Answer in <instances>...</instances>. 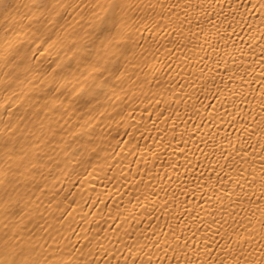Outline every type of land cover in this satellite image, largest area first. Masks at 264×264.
<instances>
[{"label": "bare ground", "instance_id": "obj_1", "mask_svg": "<svg viewBox=\"0 0 264 264\" xmlns=\"http://www.w3.org/2000/svg\"><path fill=\"white\" fill-rule=\"evenodd\" d=\"M67 2L73 6L63 10L61 12L63 18H56L55 23L44 24L42 22H34L31 31L17 24L14 29V31L19 33L18 39L23 42V47L26 50V56L28 58L26 64L30 68L29 78L32 81V87L30 88L25 86L21 89L14 85L13 90L23 92V96L19 99L11 95L12 90L5 93L6 76L12 71V66L4 67L3 63L0 62V118H2L0 119V134L4 133L5 125L9 123V117L5 114V109L8 104L12 103L13 107L9 110L12 113L11 122L14 127L18 126L19 129L15 137L12 138L13 142L16 144L17 149L21 146L28 149L30 152L29 160L39 159L42 165H46L41 166L34 173L36 186H33V184L28 183L32 179L27 174L28 169L21 167L20 171L16 172L17 163L13 161L12 169L13 172H16V178L22 189V195L25 192L27 193V196H24L12 209L15 219H19L20 215L27 213L28 215H24L22 221V224L26 225L27 228L31 229L37 223L44 225L43 230L40 228L34 229V238L38 244L47 247L50 251L56 247V244L63 247L64 241L61 240L54 228L49 227V224H51L55 228H60L63 231L61 225L56 223L55 219L60 216V212L56 211L54 206L52 208L48 206L52 192H59V196L56 199H63L64 195L69 191L76 193L77 199H79V194L83 191H88L94 198L95 193L91 192V189L95 187L97 192H103L105 190L106 178L116 175L117 179L107 184L109 191L115 194V204L112 200L105 197L109 208L114 210L117 204L123 203L125 207L131 209L132 206L127 203L129 198L140 195L142 197V205L147 204L149 211L153 207L156 209L152 217L146 218L145 216L139 215L140 208H137V218L141 221L139 226L131 220L124 225L125 228H128L129 224H131L129 231L135 234L133 238L138 235L141 243L148 246L145 248V252L150 251L152 253L153 264H176L177 259L180 260V264H184L186 257L180 253L179 249L176 252V259H173L171 249L165 254V252L152 246L157 239L156 236H152V232L155 231L157 236H160L161 229L167 233L169 225L176 235L184 236L188 239V247L185 251L189 252L194 260L197 252H199V258L201 260H208V256L204 254V238L207 237L211 242L213 234L216 233L217 229H220L222 232L225 228L229 233H232V230L235 229L240 234L241 241L248 239L249 245H245V249L251 246L255 250L253 255L257 256L260 249L259 236L253 240L243 230L244 225L247 224L245 214L250 207L247 201L243 200L244 193L237 189L230 200H222L223 207L221 208L219 204H216L213 194L208 192L207 189L196 192L192 191L196 187L192 174L193 170L196 173H199L201 170L210 173V169L207 167L208 160L205 159V155L211 153L213 146L217 148L216 154L217 156L219 155L218 142L222 137H225V130L230 134L231 139L236 141V138L240 135L238 125H232L230 127L231 122L228 120V117H225L223 121L217 120L214 124H209L205 120L204 126L197 131V127H194V125L199 126L200 119L195 115H191V118H189L192 109L188 107L186 110L184 104L177 103L172 105L166 115H172L174 110H178L179 117L172 116V120H169L168 123L156 120L155 115L152 116V120H149L148 113L143 112V109L151 103L152 106L149 108V112L153 111L156 108V104L153 101L156 99L163 100L160 108H167L168 104L173 100L174 95L181 93L180 86L195 81L197 91H199V85L207 81L208 88L205 90V93L201 94L200 99L203 104L212 105V108H209L208 111L211 112L214 108L217 112H223L224 109L221 105H226L229 112L235 111L237 116L246 115L249 112L253 115H258L260 113L259 92H256L255 89L259 88L260 80L256 79L255 83L251 84L253 95H247V85L241 89L239 82H234L237 92L244 91L247 99L242 100L238 94L230 96L229 90L233 85H228V88H225V84L228 81L223 66L215 63L217 54H214L212 49L208 48L207 45H204V50L201 51L198 45L204 44V37L200 36L198 38L196 34L201 31V27L205 34L210 32L214 34L216 31L215 25L219 24L225 15L229 19L234 17L240 23L236 28V34L230 35V39L228 37L225 38L229 45V51L232 49V43L235 42L237 48H243V59L251 63L252 59L260 55V49L256 48L254 51H250L248 46L249 29L246 25L253 24L257 28L260 27V9L257 8L255 12L252 11V5L258 4L260 0H216V4L212 8H208V5L205 4L203 9L197 7L199 0H191V3H189V0H159L160 3L165 5L163 9L157 4V0H141L145 5L157 4V7L155 10L142 8L137 13L138 15H150L159 20L160 14L163 13L164 17V22L161 23L160 28L154 32L151 30L145 32L143 33V37H138L139 43L148 52L149 61L147 65L141 62L143 72L140 74V80H144L147 77L150 83L144 84L142 88L139 85L133 87L131 84H128L127 87L131 88V92L126 99L123 92L119 93V99L106 100L103 96L101 97V102L106 105V110L104 108L100 110L105 113L103 116L94 113L96 119L91 122L90 127L92 125L95 126V136L91 143H87L88 138L86 135L80 137L83 143L74 142L73 129L77 133H83L85 130L78 127V124H83L84 120L88 119L86 115L84 116V120L79 119L86 110L81 108V104L75 96H69L65 92L63 96L55 101V105L50 102V97L54 94L50 91V85L53 82V73L49 69L54 67L52 62L56 60L57 55H59L60 59H65L68 35L72 29L87 30L89 16L93 12L99 11L95 5L97 3L106 4V0H67ZM186 4L189 5L187 10L184 7ZM229 4L235 8V12L229 8ZM186 11L191 24L186 21L181 24V21L185 19ZM169 15L173 18L171 21H169ZM177 16H179L178 20L175 19ZM27 23L28 21H24V24ZM164 23H167L168 27H164ZM198 23L201 27H197ZM226 26L225 24L224 27ZM5 27L4 18L0 15V38L5 34ZM7 27L12 28V23L8 22ZM174 29L182 30L183 35H181V31H177L176 35H173ZM221 32H223V27L221 28ZM228 32L231 34L230 28ZM255 34L257 39L252 42L253 44H256L260 39L259 33L255 32ZM49 37H51V40L48 43H43ZM57 39L64 42L63 47H52V41H56ZM225 40H219V37L215 35L212 36V42L217 44L219 48L218 54L221 56L223 55ZM169 41H175L176 44L180 45V47L175 48L171 56L168 55V49L173 48V44L169 43ZM141 50L143 49H136L137 52ZM153 54H155V59H153ZM71 55L72 53H68L69 57ZM236 55L239 56V52ZM185 57L189 59H185ZM229 62L231 63V60ZM153 65H158V70L155 75L162 81L159 85L157 84V80L153 79V74L150 72ZM262 66L264 65H259L258 63L254 65L257 75H259L260 67ZM112 67L115 68V65H112ZM116 67L118 68L119 66L117 65ZM217 68H219L218 72ZM202 69L204 71L203 76H201ZM131 71L132 69L129 68V72ZM222 77H224L223 83L221 82ZM82 83L90 84L91 80L86 82L82 80ZM173 88L175 89V93L171 91ZM184 91L188 92L191 89L184 88ZM218 91L219 95L217 96ZM141 92H143V96ZM205 94L207 95V99L204 98ZM225 97H227V100ZM233 99L236 100L239 111L232 106ZM46 101H49L48 107H44ZM194 101L195 95L193 96V101L188 102L189 105ZM61 103H63V108L55 111L54 107ZM18 105H23V107L17 109ZM125 105H128L127 110L124 112L125 118L115 117V113L124 109ZM201 112H203V109H201ZM21 116H26V119L21 121L19 119ZM113 117L115 118L113 119ZM173 120L178 126V131L176 132L177 140L172 141V148L165 149L160 146V141L157 137L162 134L163 129H168L165 144L168 140H171ZM153 121H156L155 125H153ZM185 128L189 132L195 133L193 139L196 141L195 144L191 141L188 143L189 152L187 155L189 162L192 164V169H189L187 177L184 175L185 158L180 154L182 148H177V145L180 144L179 135L185 131ZM217 131H219V136L216 137L217 143L213 145V136ZM125 132H128V135H125ZM141 132H144L143 139H139ZM210 132L211 135L209 134ZM133 135L137 137V142L141 145L142 150L130 156L128 155V151L131 146L128 145V141L132 139ZM38 137H42V139L38 140ZM113 137L115 138L113 139ZM184 139L188 140L187 133H185ZM201 140L208 143H201ZM118 141L120 143L117 147ZM253 143L255 144V137H253ZM70 144L73 149L81 153L75 159H72V157L64 152V149ZM153 145H156L153 148V153L160 154L158 157L152 153H148V148L153 147ZM224 146L227 147L226 142ZM92 147H95L100 153L99 157L91 152ZM198 147L200 149L199 151H197ZM244 147L248 148V145L245 143ZM101 148H104L105 151H100ZM173 148L177 149L175 154H171ZM205 148H207L206 152ZM256 151L259 153L258 147ZM121 152H123V155H121ZM201 152H205V155H201ZM109 153H113L111 159L105 160ZM81 158H83L82 161ZM145 159L148 161L147 164L143 163ZM209 159L215 164L214 157L209 156ZM133 160L138 161L141 175L143 176L144 183L139 186V189H137L136 185L140 177L134 179V174L137 172V164L132 163L131 169L129 170V164ZM66 161H70V163L66 164ZM78 161L81 162L78 163ZM172 161L179 163L180 167L178 172H174L172 168L168 167V164ZM256 161L254 166L259 169V155H257ZM197 163L200 164V168L196 167ZM109 165L113 166L111 171L109 170ZM0 167H7V165L3 161H0ZM101 167L104 169L102 172L99 171ZM239 167L240 165L238 164L237 168ZM243 167L247 168L248 164L245 163ZM74 168L76 169L75 172L73 171ZM86 169L87 171H85ZM145 169H150L151 172L148 175H143ZM157 173H159L158 176ZM165 173L173 178L171 182L165 178ZM235 175L233 173V179ZM177 176H179V180L175 179ZM89 180L92 182L88 183ZM182 181H186V188L184 183H181ZM200 183L202 184L203 181H200ZM177 184H180L179 189L177 188ZM145 185L148 187H145ZM39 186H43V189L50 191L44 195L42 191L37 190ZM225 186L229 187L230 191L235 187L234 184L230 185L227 180L225 181ZM219 187L220 185H217V188ZM117 188L119 192L116 191ZM162 188L165 190L161 191ZM181 189L184 190V195L180 194ZM174 191L176 192V199H173L172 193ZM245 191L248 195H251V192L247 190V186H245ZM125 192L128 195H123ZM151 192H156L157 195L152 196ZM205 192L207 195H205ZM145 193H148L147 199H143ZM222 194L221 190V193L218 195ZM0 195H2V192H0ZM238 196L240 197L239 200ZM29 198L32 203L26 207ZM37 198L40 204L39 211L43 214V218L34 210ZM210 198L211 203L208 202ZM242 200L243 202L241 203ZM153 201H155V204H153ZM165 201H170L168 208H164ZM133 202L135 203V200ZM230 204L231 207H229ZM103 207V204H99L95 209H92L91 205H89V208L85 209V211H91V215L87 217L88 222L80 219L82 213L79 212L75 214L74 220L71 222L76 229L77 236L86 232L88 229H92L89 235H95L97 224L94 221L98 220V227L103 229L101 236L105 233L107 234L111 243L105 241V244L112 249L108 257H105L103 253L100 254L99 259L101 260V264L105 260H109L110 264H116V261L111 259L113 254L119 258L120 264H124L125 257L129 256L125 244L131 243L129 238L124 235L123 229L117 230L124 217H121L120 220L114 219V215L113 217H108L107 210H104L102 216L97 217V211L103 209ZM185 208H188L189 212L195 209L202 219L195 220L194 217L190 218L185 212ZM45 209L48 210L45 211ZM233 209L235 210V214L229 216L228 214L232 213ZM213 211L215 212V219L217 220L216 224L212 223L214 218L212 215H206V213ZM30 218L31 223H29ZM241 220H243V224H241ZM65 221H69V218L65 217ZM223 221H226V223H222ZM4 230L3 220L0 219V233ZM194 233L195 235H193ZM22 235L27 238L26 232L22 233ZM65 235L68 234L65 233ZM53 236H55L56 244L53 243L51 238ZM77 236H73V240L77 239ZM145 236L148 239H144ZM167 239L174 248L175 243L172 241L171 234L167 236ZM219 239L220 237L216 236V240ZM45 241H47L46 245ZM80 243L83 244L84 240L80 239ZM164 243V237H160L161 248ZM183 243L184 241L181 240V244ZM211 246L213 249H216L215 244ZM233 247H235V241L233 242ZM212 258L216 259L215 253ZM89 259L92 258L89 257Z\"/></svg>", "mask_w": 264, "mask_h": 264}, {"label": "snow or ice", "instance_id": "obj_2", "mask_svg": "<svg viewBox=\"0 0 264 264\" xmlns=\"http://www.w3.org/2000/svg\"><path fill=\"white\" fill-rule=\"evenodd\" d=\"M189 3H191V0H189ZM157 4H159L162 9L165 7L159 0H157ZM157 4L145 5L141 0H106V4L97 3L95 7L98 8L99 11L93 12L89 16L87 30H77L73 28L68 35L65 59L62 60L59 55H57L56 60L52 62L54 67L49 69V71L53 73V82L50 85V91L54 94L50 97V102L55 105V101L67 92L69 96H75L77 101L80 102L81 108L86 110L79 119L84 120L85 115L88 119L84 120L83 124H78V127L85 131L83 133H77L75 129H73L75 137L74 142L83 143L80 137L86 135L88 138L87 143H91L95 136V126L92 125L90 127L91 122L96 119L94 113L103 116L105 113L100 110L102 108L106 110V105L101 102L102 96L106 100L119 99V93L123 92L126 99L131 92V88L127 87L128 84H131L133 87L139 85L142 88L144 84L150 83L147 77H145L144 80H140V74L143 72L141 62L147 65L149 61L148 52L143 48V45L139 43L138 37H143V33L145 32H149L150 30L154 32L156 29L160 28L161 23L164 22V17L163 13H161L160 19L157 20L154 16L138 15L137 13H139L142 8L155 10ZM205 4L208 5V8H212L213 5L216 4V0H211V2L210 0H199L197 7L203 9ZM72 6L73 5L68 3L67 0H0V15L3 16L6 24L5 34L0 38V62L3 63L4 67L12 66V71L6 76L7 83L4 89L5 93L12 90L11 95L19 99L23 96V92H16L13 90L14 85L21 89L25 86L29 88L32 87V81L29 78L30 68L27 67L26 64L28 59L26 50L23 47V42L18 39L19 33L14 31L16 25L19 24L31 31L34 22H42L44 24L55 23L56 18H63L61 12ZM184 7L187 10L189 5L186 4ZM229 8L235 12V8L232 7L231 4H229ZM257 8L260 9V27L257 28L253 24L246 25L249 29L248 46L250 51H254L256 48L260 49V55L252 59L251 63L243 59V48H237L235 42L232 43V49L229 51V45L225 38L228 37V39H230V35H235L236 28L240 23L236 21L234 17L229 19L228 16L225 15L223 19L220 20V23L215 25L216 31L214 34L211 32L205 34L198 23L197 27H201V31L196 35L198 38L200 36L204 37V44L198 45L201 51L204 50V45H207L208 48L212 49L214 54H217L215 63L223 66L228 81V83L225 84V88H228V85H233L229 90L230 96L238 94L242 100L247 99L244 91L237 92L234 82L238 81L241 89L247 85V95H253L251 84L255 83L256 79L260 80L259 88L255 89L256 92H259L260 113L258 115H253L249 112L246 115L237 116L235 111L229 112L226 105H221L224 109L223 112H217L214 108L211 112L208 111L209 108H212V105H205L200 99L201 94L205 93V90L208 88L207 81L199 85V91H197L195 81L180 86L181 93L174 95L173 100L168 104L167 108H160V104L163 103V100L156 99L153 101V103L156 104V108L153 111L149 112V108L152 106L151 103L143 109V112L148 113L149 120H152V116L155 115L156 120L168 123L169 120H172V116L179 117L178 110H174L172 115H166L172 105L177 103L184 104L186 110L188 107L192 109L189 118H191V115H195L200 119L199 126L194 125V127H197V131L204 126L205 120H207L209 124H214L217 120L223 121L225 117H228V120L231 122L230 127L232 125H238L240 135L236 138V141H233L230 134L225 130V137H222L218 142V156L215 146H213L211 153L207 155H205L207 148H205V152H201V155H205V159L208 160L207 167L210 169V173H206L203 170L196 173L195 170H193L192 174L195 179L196 187H194L192 191L196 192L207 189L208 192L213 194L216 204H219L221 208L223 207L222 200H230L237 189L244 193L243 200H246L250 207L245 214L247 224L244 225L243 230L246 235L253 240L259 236V254L254 256L253 253L255 250L251 248V246L245 249V245H249V240L244 239L241 241L240 234L236 232L235 229L232 230V233H229L225 228L222 232L220 229H217L216 233L213 234L211 242L207 237L204 238V254L208 256V260H201L199 258V252H197L194 260L190 253L185 251L188 247V239L184 236L176 235L170 225L168 226L167 233L161 229L160 236H157V233L153 231L152 236H156L157 239L152 246L165 252V254L171 249L173 252V259H176V252L177 249H179L180 253L186 257L184 264H264V66L260 67L259 75H257L256 68L254 67L257 63L259 65H264V0H260L258 4L252 5L253 12H255ZM172 19L171 15H169V21ZM175 19L178 20L179 16L175 17ZM24 21H28V23L24 24ZM185 21L191 24V21L188 20L187 11L185 12V19L181 21V24ZM8 22L12 23V28L7 27ZM225 24L227 25L226 27H224ZM164 27H168V24L164 23ZM222 27L223 32H221ZM229 28L231 29V34L228 32ZM177 31H181V35H183L180 29H174L173 35H176ZM255 32L259 33L260 39L256 44H253L252 42L257 39ZM213 35L219 37V40H225L222 56L218 54L219 48L217 44L212 42ZM49 40H51V37L43 41V43H48ZM169 43L173 44V48L168 49V55L171 56L175 48L180 47V45L176 44L175 41H169ZM55 46L63 47L64 42L59 39L52 41V47ZM137 48L143 50L137 52ZM237 52H239V56L236 55ZM68 53H72V55L69 57ZM153 59H155V54H153ZM185 59L189 58L185 57ZM201 59H203V57H201ZM229 60H231V63ZM112 65H115V68H113ZM117 65L119 66L118 68L116 67ZM129 68L132 69L131 72H129ZM157 70L158 65H153L150 72L153 74V79L157 80V84L159 85L162 81L155 75ZM218 71L219 68H217V72ZM203 74L204 71L202 69L201 76H203ZM82 80L85 82L91 80V83H82ZM223 80L224 77L221 78L222 83ZM184 88H189L191 91L185 92ZM171 91L175 93L174 88L171 89ZM141 95H144L143 92H141ZM194 95L195 101L189 105L188 102L193 101ZM218 95L219 91L217 92V96ZM204 98L207 99L206 94ZM225 99L227 100V97H225ZM13 103H15V101H13ZM48 104L49 101H46L44 107H48ZM197 105H199V107H197ZM232 106L239 111V106L235 99L232 100ZM12 107L13 104L10 103L5 109V114L9 117V123L5 125L4 133L0 134V161H3V163L7 165V167H0V192H2V195H0V219L3 220V227L5 229L0 233V264H101V260L99 259L100 254L103 253L105 257H108L112 249L105 244V241L111 243L107 234L105 233L101 236L103 229L98 227L99 221H94L97 224L95 235H89L92 229H88L79 236H77L76 229L71 222L78 212L82 213L80 219L88 222L87 217L91 215V211H85V209H88L89 205H91L92 209H95L99 204H103L104 207L97 211V217L102 216L104 210H107L108 217H113L114 215V219L116 220H120L121 217H124L117 229L118 231L123 229L124 235L131 241V243L125 244L129 256L125 257L124 264H153L152 253L150 251L145 252V248L148 246L141 243L138 235L133 238L135 234L129 231L131 224H129L128 228H125L124 225L131 220L134 224L139 226L141 221L137 218V208H140L139 215L145 216L146 218L152 217L156 209L153 207V209L149 211L147 204L142 205V197L140 195L129 198L127 203L132 206L131 209L125 207L123 203L117 204L114 210L109 208L108 203L105 201V197L112 200L115 204V194L109 191L107 184L112 180H116V175L106 178L105 190L103 192H97L95 187L91 189V192L95 193L94 198L88 191H83L79 194V199H77V194L69 191L64 195L63 199H56V197L59 196V192H52L51 198L48 201V206L49 208L54 206L55 210L60 212V216L55 219L56 223L61 225L63 231H61L60 228H55V226L51 224H49V227L54 228L61 240L64 241L63 247L56 244L55 236L51 238L53 243L56 244V247L51 251L47 247L38 244L34 238V229L40 228L43 230L44 225L37 223L33 225V228H27L26 225L22 224L24 215H28L27 213L20 215L19 219H15L12 212L14 205L23 199L24 196H27L26 192L22 195V189L16 178V172H19L21 167H26L28 169L27 174L32 177L31 181L28 183L36 186L34 173H36L41 166L46 165H42L39 159L29 160L28 157L30 156V152L27 148L21 146L17 149L12 138L15 137L19 129L18 126L14 127L11 122L12 113L9 110L12 109ZM20 107H23V105H18L17 109ZM60 108H63V103L55 106L54 110L59 111ZM127 108L128 105H125L124 109L115 113V117L124 119V112ZM201 109H203V112H201ZM115 117H113V119ZM19 119L23 121L26 119V116H21ZM155 124L156 121H153V125ZM41 127H43V125H41ZM177 131L178 126L173 120L171 140H168L165 144L168 129H163L162 134L157 137L160 141V146L165 149L172 148V141L177 140ZM185 133L188 135V140L184 139ZM209 134L211 135V132ZM125 135H128V132H125ZM194 136L195 133L189 132L187 128L179 135L180 144L177 145V148H182L180 154L185 158V177L188 176L189 169H192V164L189 162L187 153L189 152V141L193 144L196 143L193 139ZM217 136H219V131L213 136V145L217 143ZM253 137H255V144L253 143ZM114 138L115 137H113V139ZM143 138L144 132H141L139 139ZM40 139H42V137H38V140ZM225 142L227 143V147L224 146ZM119 143L118 141L117 147ZM201 143L207 144L208 142L201 140ZM245 143L248 145V148L244 147ZM128 145L131 146L128 151V155L130 156L142 150L135 135L128 141ZM128 145H126V147H128ZM154 147H156V145L148 148V153H152L158 157L160 154L153 153ZM257 147L259 148V153L256 151ZM249 149H251V151H249ZM199 150L198 147L197 151ZM100 151H105V149L101 148ZM176 151L177 149L173 148L171 154H175ZM64 152L72 157V159L81 155L80 152L72 148L71 144L64 149ZM91 152L97 157L100 155L95 147H92ZM112 155L113 153H109L105 160L111 159ZM121 155H123V152H121ZM257 155H259V169L254 166L257 162ZM209 156L215 158V164L209 159ZM82 159L83 158H81V161ZM13 161L17 163L16 172H13L12 169ZM81 161H78V163ZM221 161H223V163H221ZM147 162L146 159L143 160L144 164H147ZM65 163H70V161H66ZM132 163L137 164V172L134 174V179L140 177L136 185L137 189H139V186L144 183L143 176L141 175L140 165L136 160L130 162L129 170L131 169ZM245 163L248 164L247 168L243 167ZM57 164H59V162H57ZM238 164L240 165L239 168H237ZM108 167L111 171L113 166L109 165ZM168 167L172 168L174 172H178L180 165L177 161H172L168 164ZM196 167L200 168V164L197 163ZM49 171H51V169H49ZM73 171L75 172L76 169L74 168ZM85 171H87V169ZM99 171H104L103 167L99 168ZM150 172V169H145L143 175H148ZM233 173L236 174L234 179L232 178ZM158 175L159 173H157V176ZM165 178L168 179L169 182L173 179L168 176L167 173H165ZM175 179L179 180V176ZM226 180L230 185H235L231 191L229 187L225 186ZM200 181H203V183L201 184ZM91 182V180L88 181V183ZM181 183H184L185 188L187 187L186 181H182ZM217 185H220V187L217 188ZM245 186H247V190L251 192V195L247 194ZM145 187L148 186L145 185ZM177 188H180V184H177ZM37 190L42 191L44 195L50 191L43 189V186H39ZM164 190L163 188L161 189V191ZM221 190L223 194L218 195L221 193ZM116 191L119 192V189L117 188ZM180 194H185L183 189L180 190ZM123 195H128V193L125 192ZM151 195L156 196L157 193L151 192ZM172 195L173 199H176L175 191ZM205 195H207L206 192ZM147 197L148 193H145L143 199H147ZM239 199L240 197L238 196V200ZM134 200L135 203L133 202ZM208 202L211 203V198ZM31 203L32 201L29 198L26 207ZM169 203L170 201H165L164 208H168ZM153 204H155V201H153ZM229 207H231V204ZM39 208L40 204L37 198L34 210L43 218V214L40 213ZM47 210L48 209H45V211ZM185 212L190 218L194 217L195 220L202 219L195 209L189 212L188 208H185ZM234 214L235 210L233 209V212L228 215L231 216ZM206 215H212L214 217L212 223H217L214 211L206 213ZM65 217H68L69 221H65ZM29 223H31V218L29 219ZM222 223H226V221ZM241 224H243V220H241ZM149 227H151V225H149ZM157 227L159 226L157 225ZM197 231H199V229H197ZM25 232L27 233V238L22 235V233ZM65 233L68 235H65ZM169 234H171L172 241L175 243L174 248L167 239ZM193 235H195V233ZM73 236H77V239L73 240ZM216 236H219L220 239L216 240ZM160 237H164L165 239L162 248L160 245ZM80 239L84 240L83 244L80 243ZM144 239H148V237L145 236ZM181 240L184 241L183 244H181ZM234 241L235 247H233ZM46 244L47 241H45V245ZM212 244L216 245V249L212 248ZM214 253L216 259L212 258ZM89 257L92 259H89ZM111 259H114L116 264H120L119 258L114 254L111 256ZM103 264H110V261L105 260ZM176 264H180V260L177 259Z\"/></svg>", "mask_w": 264, "mask_h": 264}]
</instances>
